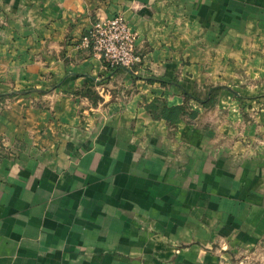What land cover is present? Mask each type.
Masks as SVG:
<instances>
[{
    "label": "crops",
    "instance_id": "crops-1",
    "mask_svg": "<svg viewBox=\"0 0 264 264\" xmlns=\"http://www.w3.org/2000/svg\"><path fill=\"white\" fill-rule=\"evenodd\" d=\"M117 13L129 67L79 44ZM5 93L0 264H264V0H0Z\"/></svg>",
    "mask_w": 264,
    "mask_h": 264
},
{
    "label": "built area",
    "instance_id": "built-area-1",
    "mask_svg": "<svg viewBox=\"0 0 264 264\" xmlns=\"http://www.w3.org/2000/svg\"><path fill=\"white\" fill-rule=\"evenodd\" d=\"M79 44L111 67H129L140 59L133 47L134 32L118 13L95 19L80 35Z\"/></svg>",
    "mask_w": 264,
    "mask_h": 264
},
{
    "label": "trees",
    "instance_id": "trees-1",
    "mask_svg": "<svg viewBox=\"0 0 264 264\" xmlns=\"http://www.w3.org/2000/svg\"><path fill=\"white\" fill-rule=\"evenodd\" d=\"M221 87L222 85L220 84L208 86L203 97H200L198 92H188L184 90L182 102L177 105H166V103L160 97H153L143 105L146 112L152 118H163L168 124V127H171L174 125V121L178 117L187 115L191 118L196 115V111L190 108L189 100L200 103L204 108L212 107L215 103L217 93ZM75 92L89 96L93 102L98 98V95L95 93V91L88 88L80 87L76 89ZM11 94L12 93H5L0 94V96L2 97L4 95Z\"/></svg>",
    "mask_w": 264,
    "mask_h": 264
}]
</instances>
